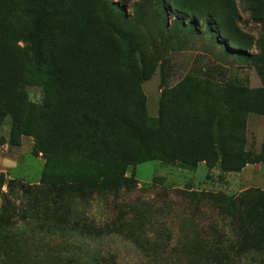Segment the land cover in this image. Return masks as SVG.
Returning a JSON list of instances; mask_svg holds the SVG:
<instances>
[{
    "label": "rangeland",
    "instance_id": "rangeland-1",
    "mask_svg": "<svg viewBox=\"0 0 264 264\" xmlns=\"http://www.w3.org/2000/svg\"><path fill=\"white\" fill-rule=\"evenodd\" d=\"M5 1L16 12L3 17L14 34L3 41L0 85V253L15 239L41 264H264V0ZM34 4L53 17L63 70L45 88L14 83L29 61L22 8ZM32 108L59 162L89 148L142 157L129 128L152 119L175 146L212 131L230 161L259 162L238 173L146 162L129 190L56 200L39 182L44 153L14 127Z\"/></svg>",
    "mask_w": 264,
    "mask_h": 264
},
{
    "label": "trees",
    "instance_id": "trees-1",
    "mask_svg": "<svg viewBox=\"0 0 264 264\" xmlns=\"http://www.w3.org/2000/svg\"><path fill=\"white\" fill-rule=\"evenodd\" d=\"M33 6L34 8H22V13L25 12L24 15L31 17L30 28L25 36L29 61L26 62L24 69L25 76L17 78L14 83L26 85L33 81L41 83L45 88L51 83H60L63 70L58 68L53 58L54 51H51L56 41L53 34L54 28L51 27L53 17L42 10L39 4ZM15 12L16 8L11 7L5 0H0V75L4 81L0 85L5 83L7 87L8 71L3 53V41L6 34L13 35L14 31L10 28L11 25L5 24L3 17L9 18V15L12 13L14 15ZM219 29L222 28L219 27ZM129 48L134 57L139 56L137 47L129 43ZM46 51L49 55L44 54ZM5 89L6 87L0 86V114L3 115L6 108L5 101L7 102ZM45 105L47 108V104ZM13 122L14 127L19 129V134L33 135L38 147L44 153L45 162L39 182L56 200L81 190L106 193H116L122 189L129 190L135 182L137 166L146 162H159L165 165L178 164L189 170H195L198 163L207 162L209 167L212 164H218L221 170L230 173H238L244 165L259 162L257 158L230 161L225 150V139L212 131L211 134L208 133L210 137L206 142L204 140L194 142L188 138L184 141L186 142L185 148L175 146L170 143L165 128L154 119L149 121L145 130L129 128L131 135L144 152L142 157L130 158L119 151L109 152L105 148L96 154L95 150L89 148L82 151L81 157L75 162H59L52 157L50 150L42 145L46 140L43 119L35 118L33 108L24 126L19 125L17 118H13ZM11 243V250L0 253V264H41V259L36 253L22 250L15 239ZM61 259L66 261L65 264H71L70 258ZM210 261H212L210 264H223L217 257L209 258Z\"/></svg>",
    "mask_w": 264,
    "mask_h": 264
}]
</instances>
